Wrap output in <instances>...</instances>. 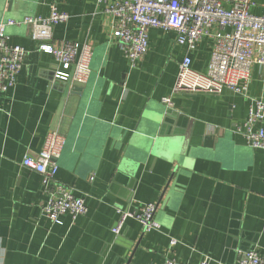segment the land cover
<instances>
[{"label": "crops", "instance_id": "crops-1", "mask_svg": "<svg viewBox=\"0 0 264 264\" xmlns=\"http://www.w3.org/2000/svg\"><path fill=\"white\" fill-rule=\"evenodd\" d=\"M254 2L263 14L264 0ZM51 6L70 18L53 27L50 44L92 48L84 85L54 80V58L30 39L23 21L49 17ZM7 22V43L26 56L0 96V264H238L242 252L264 255V150L233 130L248 101L228 91L173 94L187 54L174 32L148 30L147 52L130 69L94 0H0V24ZM210 50L209 39L198 44L193 70L205 71ZM250 95L264 99V69L253 68ZM52 131L65 140L54 181L86 206L60 224L42 213L43 177L22 166ZM146 204L156 205L155 229L130 219L112 234L117 209Z\"/></svg>", "mask_w": 264, "mask_h": 264}, {"label": "built area", "instance_id": "built-area-1", "mask_svg": "<svg viewBox=\"0 0 264 264\" xmlns=\"http://www.w3.org/2000/svg\"><path fill=\"white\" fill-rule=\"evenodd\" d=\"M110 18L115 41L130 69L136 68L148 49V30L172 31L176 44L186 48L172 88L173 94L206 93L220 95L225 91L248 101L246 115L233 130L246 145L264 150V99L250 95L254 67L264 69V13L255 12L254 0H94ZM69 15L50 7L47 18H27L32 41L39 43V52L55 60L53 78L70 86L84 85L90 75L92 48L86 44L66 42L61 48L50 44L53 27L66 23ZM0 24V96L13 88L25 60L26 52L19 45L7 43L6 27ZM211 41L209 61L204 72L192 69L191 53L202 40ZM172 107L170 98L162 99ZM65 140L58 131L48 133L36 158L25 157L22 166L43 177L47 202L42 213L52 223L68 214L73 220L86 213L85 202L73 189L54 181L58 171L56 159ZM91 180V179H90ZM156 205L146 204L136 210L117 209L118 218L111 231L119 236L127 220H135L144 231L156 228L153 217ZM171 239L170 248L177 245ZM163 264H184L167 258ZM199 264H219L203 257ZM238 264H264V255L253 250L242 252Z\"/></svg>", "mask_w": 264, "mask_h": 264}, {"label": "water", "instance_id": "water-1", "mask_svg": "<svg viewBox=\"0 0 264 264\" xmlns=\"http://www.w3.org/2000/svg\"><path fill=\"white\" fill-rule=\"evenodd\" d=\"M80 88H75V92H80Z\"/></svg>", "mask_w": 264, "mask_h": 264}]
</instances>
